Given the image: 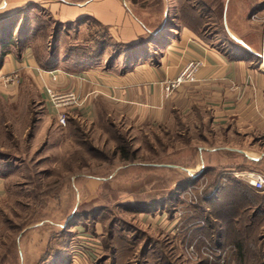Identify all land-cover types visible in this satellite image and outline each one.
Here are the masks:
<instances>
[{
	"label": "crops",
	"instance_id": "obj_1",
	"mask_svg": "<svg viewBox=\"0 0 264 264\" xmlns=\"http://www.w3.org/2000/svg\"><path fill=\"white\" fill-rule=\"evenodd\" d=\"M145 1L0 0V18L27 6L44 11L66 29L79 28L80 33L91 20L104 26L107 37L124 47L115 60L122 61L117 66L114 62L105 65V55L103 60L86 63L61 53L53 58L46 53L44 43V55L38 57L34 42H30L22 53L7 54L0 69V100L17 102L31 90L23 87L30 80L42 105L38 117L42 125L54 120L60 123L45 87L76 90L84 103L69 109L68 119L81 122L94 121L103 111L113 121L136 125L194 119L201 130L199 145L183 156L184 161L152 163L156 166L151 168V181L144 180L146 186L158 193L172 191L183 178L205 170L201 181L214 180L213 190L217 192L210 200L220 202L218 205L236 202L239 192L248 199L254 193L264 195L240 178L247 170L264 173V46L260 35L249 40L237 31L229 17L232 0H212L209 4L212 13L221 18L219 25L223 23L228 37L216 24L212 26L214 32L203 31L205 16L179 17L175 0H163L165 11L160 16L147 5H140ZM139 42L137 48H127ZM191 58L203 61L198 79L183 83L168 95L166 81L176 78ZM9 164L11 171L15 165ZM9 171L0 173V202L8 188ZM166 171L168 177L164 176ZM80 174L72 175L76 190L81 189L77 180Z\"/></svg>",
	"mask_w": 264,
	"mask_h": 264
},
{
	"label": "rangeland",
	"instance_id": "obj_2",
	"mask_svg": "<svg viewBox=\"0 0 264 264\" xmlns=\"http://www.w3.org/2000/svg\"><path fill=\"white\" fill-rule=\"evenodd\" d=\"M200 1L210 7L212 0H192ZM140 5H147L157 16L165 11L163 0H147ZM209 14L211 27L207 32L214 30L212 26L216 24L218 31L222 29L228 37L223 23L219 25L221 18ZM229 17L237 31L249 40L258 34L264 40V0H232ZM88 26L79 32V50L74 49V53H101L100 59L103 55L108 58L103 61L105 65L115 63L124 47L110 39L94 40L107 38V30L91 20ZM48 50L55 57L64 53L63 47L54 42ZM119 62L115 64L119 66L122 61ZM24 86L31 90L17 102L0 100V156L15 165L9 171L8 188L0 202V264H63L62 248L68 243L71 255H63L67 264H95L101 255L112 256L115 248H122L123 261L119 264H133L135 259L142 258L145 244L155 247L146 256V264L196 262L197 251L191 244L188 246L190 238L185 235L193 209L190 202L177 196L169 206L171 191L164 189L158 193L146 186L144 180L149 181L153 171L142 163L164 165L184 161L183 156L199 145L198 121L189 118L183 119L182 125L173 121L149 126L119 120L112 123L97 117L95 122L80 121L76 127L67 128L68 121L62 125L56 120L42 125L38 122L42 105L32 89L34 85L27 80ZM119 145L129 153L135 152V158L123 161ZM73 153L80 155L81 162L91 163L90 169L79 171L81 189L74 192L65 188L68 179L62 166ZM167 174L164 176L168 177ZM91 175L95 177L89 181ZM157 194L166 199L168 207L158 209V202L149 206ZM172 206L176 211L174 219L169 217ZM75 209L79 211L77 217L70 214ZM161 210L164 212L160 213ZM263 235L264 231L262 234L257 230L245 240L247 264H255L254 255L264 251ZM169 248H174L170 256L166 254ZM161 254L163 257L159 258ZM105 261L116 263L109 258L102 264ZM213 263L215 258L211 259L210 264Z\"/></svg>",
	"mask_w": 264,
	"mask_h": 264
},
{
	"label": "trees",
	"instance_id": "obj_3",
	"mask_svg": "<svg viewBox=\"0 0 264 264\" xmlns=\"http://www.w3.org/2000/svg\"><path fill=\"white\" fill-rule=\"evenodd\" d=\"M177 3L180 8L179 17L191 16L192 19H196L193 14H200L201 16L207 17L206 22L202 24V28H204L203 31H207V29L211 27V23L209 22L211 16L209 13L212 11L202 1L199 3H193L192 0H179ZM197 9L199 12L195 13V10ZM45 14L47 13L42 10H30V7L23 6L12 14L0 18V69L5 63L7 54L12 51L17 52L18 54L22 53L30 42H34L38 57L44 55L41 43L45 44L46 53L53 56V51L48 50V47L54 42L56 45L60 44L63 47L64 57L75 59L76 62L81 61L86 63L88 60H98L101 58V53L98 55L86 52L74 53V49L79 50V48H77L79 47V44L76 42L79 37V28H68L65 30L64 26L54 23L53 20H51L52 18H47ZM98 25L102 26L101 24ZM73 31H75L74 34ZM212 32H214V30H211L208 33ZM49 38L51 40H49ZM94 40H109V38H97ZM140 43L141 42L128 45L127 48L135 49ZM56 50L57 48H55L54 52H56ZM54 57L55 56H53V58ZM48 61V63L53 62L51 60ZM99 118H104L114 123L113 119L107 114V112H101ZM182 122L185 123L183 119H179L177 124L182 125ZM68 123L69 126H67V128L73 126L76 127L81 122L77 118L69 117ZM184 126H186V124H184ZM118 150L121 153L120 158H122L123 161H130L135 158L136 153H129L124 146L119 145ZM69 159L70 161L68 163L62 165L65 169L64 175H66L68 179L65 188L74 192L76 189L73 186L72 175L85 168L87 170L90 169L91 163L81 162L82 159L80 158V155L77 157L75 153L71 154ZM10 162L12 161H10L9 158L0 156L1 174H6L9 171L8 168ZM142 165H144L145 168L156 166L152 163H142ZM205 172L206 171L204 170L197 176H187L183 178L168 196V201H171L169 206L174 203L173 201L175 197L177 198L178 196L181 199L184 197V200L190 202L191 205H189L193 208L189 216L188 225L190 227H186L185 229V235H188L190 238L188 246L191 244V246L197 251V261L193 264H210L212 258H215V262L217 263L247 264L248 260L245 252V240L252 238V233H255L257 230L260 232L262 231V234L264 231V195L254 193L248 199V197H245L239 192L240 196L237 198L236 202H221V205H218L220 202H211L217 192L213 190L214 180L208 179L205 183L201 181L202 178H204L203 176ZM78 177L77 180L79 179ZM249 200L250 202H248ZM165 201L166 199L163 198L162 195L157 194L149 201V206H154L155 202H158V209V206L168 207V202L166 201L165 204ZM172 209V211L170 210V219H174L176 213V211H174L175 206H172ZM78 212L75 209V211L70 214L73 213L72 216L77 217L79 216ZM162 212L164 211L161 210L160 213ZM192 231L194 233H192L191 236L190 232ZM93 234L94 236L96 235V233ZM260 235L261 234H259V236ZM70 244L71 243H68V245H65L62 248V257H60V259H62L63 264H67V258H64L63 255H71L67 251L69 249L68 247L71 246ZM128 247L131 246H127V248ZM173 249L174 248H169V250H166V254L170 256V252H173ZM152 251H155V247H149L145 244L141 249L140 257L142 258L135 259L133 264H146V256ZM122 256V248H115L112 256L108 255L107 257L101 255L96 259L95 264H102L103 260H108L109 258L114 259L116 262L115 264H119L123 261ZM254 256L256 259L255 264H264V251H260ZM162 257L163 255L161 254V257L159 258ZM107 263L108 262L106 261L104 262V264ZM166 264L172 263L171 261H168Z\"/></svg>",
	"mask_w": 264,
	"mask_h": 264
},
{
	"label": "built area",
	"instance_id": "obj_4",
	"mask_svg": "<svg viewBox=\"0 0 264 264\" xmlns=\"http://www.w3.org/2000/svg\"><path fill=\"white\" fill-rule=\"evenodd\" d=\"M264 46V40H263ZM263 61H264V47H263ZM203 66V61L200 58H191L180 70L178 76L174 79H169L166 81L165 90L167 94H172L171 92L187 82H194L198 79V72ZM44 90L47 100L55 109L57 114V119L60 124H68V110L80 107L83 105L84 100L76 92V90H56L52 87H45ZM240 178L243 182L249 185L252 189L257 192L264 193V173L257 170H247L241 173ZM213 264H224L222 263H213Z\"/></svg>",
	"mask_w": 264,
	"mask_h": 264
}]
</instances>
